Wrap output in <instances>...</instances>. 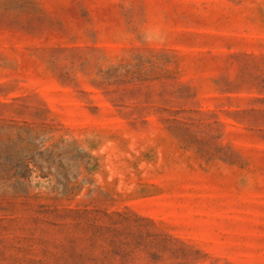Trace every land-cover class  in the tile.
Segmentation results:
<instances>
[{"label":"rangeland","instance_id":"1","mask_svg":"<svg viewBox=\"0 0 264 264\" xmlns=\"http://www.w3.org/2000/svg\"><path fill=\"white\" fill-rule=\"evenodd\" d=\"M0 264H264V0H0Z\"/></svg>","mask_w":264,"mask_h":264}]
</instances>
